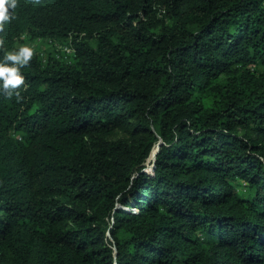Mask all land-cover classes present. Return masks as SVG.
<instances>
[{"label":"trees","instance_id":"16d2710c","mask_svg":"<svg viewBox=\"0 0 264 264\" xmlns=\"http://www.w3.org/2000/svg\"><path fill=\"white\" fill-rule=\"evenodd\" d=\"M10 11L0 264H264V0Z\"/></svg>","mask_w":264,"mask_h":264},{"label":"clouds","instance_id":"9594fccd","mask_svg":"<svg viewBox=\"0 0 264 264\" xmlns=\"http://www.w3.org/2000/svg\"><path fill=\"white\" fill-rule=\"evenodd\" d=\"M17 7V0H0V31L4 25L14 19V11ZM33 49L27 45L8 51L3 60L0 61V89L6 95L12 96L13 93L19 98V87L24 83V76L21 69L27 66L32 59Z\"/></svg>","mask_w":264,"mask_h":264},{"label":"rangeland","instance_id":"374dc122","mask_svg":"<svg viewBox=\"0 0 264 264\" xmlns=\"http://www.w3.org/2000/svg\"><path fill=\"white\" fill-rule=\"evenodd\" d=\"M35 44H38V45H40L41 47H47L48 46V43H46V42H35ZM38 45H36L37 47H39ZM151 156H149V158H148V160L146 161V165H147V167H149L150 166V164H151V161L154 159V157H155V154H156V152H157V149H156V147L154 146V148H153V150H151Z\"/></svg>","mask_w":264,"mask_h":264},{"label":"water","instance_id":"95a60500","mask_svg":"<svg viewBox=\"0 0 264 264\" xmlns=\"http://www.w3.org/2000/svg\"><path fill=\"white\" fill-rule=\"evenodd\" d=\"M158 145H159V143H158V144H156V146H155V147H156V149L158 148ZM152 150H153V149H152ZM151 153H152V152H151ZM150 156H151V154H150Z\"/></svg>","mask_w":264,"mask_h":264}]
</instances>
